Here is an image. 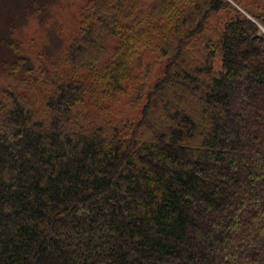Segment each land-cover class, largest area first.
<instances>
[{"label": "trees", "instance_id": "trees-1", "mask_svg": "<svg viewBox=\"0 0 264 264\" xmlns=\"http://www.w3.org/2000/svg\"><path fill=\"white\" fill-rule=\"evenodd\" d=\"M118 2L90 0L67 66L3 62L46 105L0 90V264H264V0H154L129 27ZM145 47L167 66L124 117Z\"/></svg>", "mask_w": 264, "mask_h": 264}, {"label": "rangeland", "instance_id": "rangeland-1", "mask_svg": "<svg viewBox=\"0 0 264 264\" xmlns=\"http://www.w3.org/2000/svg\"><path fill=\"white\" fill-rule=\"evenodd\" d=\"M37 1L40 8L32 5V0H0V90L12 85L10 88H15L17 93L27 96L28 104L32 103L35 109L41 110L46 105V98L40 94L41 89H35L27 82L22 83L27 79L12 75V73H19V70L10 71V67L3 68V62L13 57L11 52H16V55L19 54L26 63V69L40 61L49 68L67 66V62L62 61L61 57L67 51L70 52L73 43L74 47L78 43L79 39H74L78 35L82 22L87 19L83 9L90 4V0L89 2L88 0ZM123 1L124 3L118 2L120 7L116 11V16L120 25L124 27H129L131 24L134 26L139 21L133 20V23H129L131 19H139V14L148 13L151 8L154 10V0ZM240 2L244 5L246 0H240ZM93 4L95 5L94 2ZM106 5L107 9H110V5L113 4ZM226 14V11L211 14L210 26H213V31L206 36L216 37L217 29L225 23ZM87 22L94 26L93 21L88 19ZM202 42L203 40L197 37L189 41L192 46L189 53L194 61L197 59L194 47L200 51ZM56 63L57 65H53ZM165 66H167V59L157 49L148 47L141 49L133 67L134 75L127 82L126 90L107 103L108 109L111 107L124 117L133 118L136 114L142 115L145 95L154 87ZM220 66L221 61L218 56L215 67L219 69Z\"/></svg>", "mask_w": 264, "mask_h": 264}]
</instances>
